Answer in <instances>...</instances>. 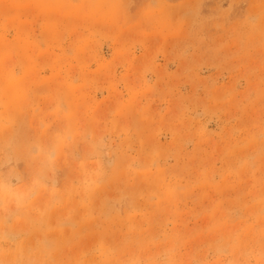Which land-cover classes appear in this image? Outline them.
Here are the masks:
<instances>
[{
	"label": "rangeland",
	"instance_id": "rangeland-1",
	"mask_svg": "<svg viewBox=\"0 0 264 264\" xmlns=\"http://www.w3.org/2000/svg\"><path fill=\"white\" fill-rule=\"evenodd\" d=\"M0 264H264V0H0Z\"/></svg>",
	"mask_w": 264,
	"mask_h": 264
}]
</instances>
